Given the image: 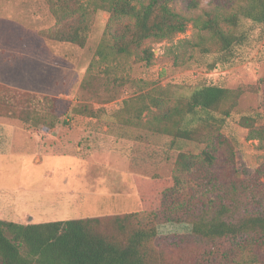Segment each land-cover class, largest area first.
I'll return each mask as SVG.
<instances>
[{
    "label": "trees",
    "instance_id": "1",
    "mask_svg": "<svg viewBox=\"0 0 264 264\" xmlns=\"http://www.w3.org/2000/svg\"><path fill=\"white\" fill-rule=\"evenodd\" d=\"M44 1L55 23L40 35L78 47L85 46L97 10L108 13L93 58L105 69L119 58L151 64L154 52L148 43L171 42L189 23L196 29L192 46L202 54H216L217 62L226 61L244 43L241 19L264 28V0H241L234 11L205 10L198 16L176 10L173 0ZM183 4L192 11L197 0ZM216 65L212 62L209 69ZM246 91L257 95L260 111L240 115L237 124L246 129L247 139L263 144L264 76L248 87L201 83L186 95H174L167 86L154 85L123 98L121 123L195 141L203 148L198 153L179 151L169 177L133 175L139 211L37 223L0 219V264H168L152 244L170 237H192L208 246L194 251L190 264H215L223 243L231 244L230 255H217L230 259L229 264H264L263 183L255 173L223 181L212 168L221 144L234 161L222 127ZM68 109L62 98L0 83V115L54 133ZM71 110L94 114L88 105Z\"/></svg>",
    "mask_w": 264,
    "mask_h": 264
},
{
    "label": "rangeland",
    "instance_id": "2",
    "mask_svg": "<svg viewBox=\"0 0 264 264\" xmlns=\"http://www.w3.org/2000/svg\"><path fill=\"white\" fill-rule=\"evenodd\" d=\"M240 3L241 0H197V7L188 11L183 0L172 1L176 10L192 16L203 15L205 10L228 13ZM107 20L108 13L97 10L85 46L78 47L40 35V30L55 23L44 0H0V83L20 90L30 89L37 95L62 98L69 104L54 133L11 116L0 115V119L16 120L14 128L22 129L30 138L38 133L44 144L58 145L66 140L69 152L78 159L56 156L50 159L52 163L45 160L41 167L49 164L58 168H87L90 174L83 186L94 189L87 195L85 190L77 192L71 204L53 202L56 206L48 207L47 217L34 213L31 200L24 202L26 206L17 202L10 206L11 201L5 200L6 203L0 204L4 218L11 219L18 213L19 219L37 222L43 218L54 221L141 210L133 175L169 177L179 151L198 153L203 144L121 123L122 99L154 85L167 86L174 95H186L201 83L248 87L264 76V28L248 19L240 20L239 30L246 34L244 43L236 46L226 61L217 62L216 54H202L192 46L196 29L189 23L186 31L177 34L171 42L148 43L154 52L151 64L119 58L105 69L93 58ZM212 62L217 65L209 69ZM108 96L112 99L108 100ZM78 105H88L94 114L74 113L71 108ZM258 111L257 95L246 91L226 119L222 133L233 148L234 161L231 163L227 146L221 144L212 167L223 181L255 173L264 185V143L247 139L246 129L237 124L240 115ZM4 166L11 167L7 163ZM12 184L15 183L9 185ZM21 208L31 209V218L23 217ZM152 247L167 257L168 264H190L194 251L208 246L192 237H170L157 240ZM229 248H232L230 243H223V251L215 254V264H229L230 259L217 255L229 256Z\"/></svg>",
    "mask_w": 264,
    "mask_h": 264
},
{
    "label": "crops",
    "instance_id": "3",
    "mask_svg": "<svg viewBox=\"0 0 264 264\" xmlns=\"http://www.w3.org/2000/svg\"><path fill=\"white\" fill-rule=\"evenodd\" d=\"M15 121L0 119V204L3 205L5 200L6 202L10 200V206H14L16 202L26 206L24 202L31 200L34 213L40 217H47L48 207L56 206L54 203L61 201L71 204L77 192L85 190V195L93 192L94 189L83 186L88 183L86 177L90 174L89 169L48 166L56 156L78 159L77 155L69 152L66 140L60 141L58 145L44 144L38 133L30 138L23 134L22 129L14 128L17 127ZM45 160H48L49 164L43 168L41 166ZM5 163L11 167L4 166ZM10 183L15 184L9 185ZM30 210L21 208L20 213L25 218H31ZM3 216L5 215L0 212V219L20 223L53 221L43 218L37 222H29L30 219L17 218L20 216L18 213L13 214L11 219Z\"/></svg>",
    "mask_w": 264,
    "mask_h": 264
}]
</instances>
